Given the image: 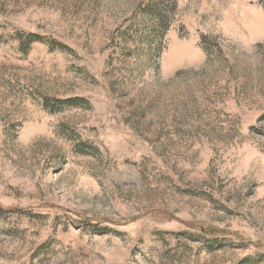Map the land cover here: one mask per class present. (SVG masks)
Segmentation results:
<instances>
[{
  "label": "rangeland",
  "instance_id": "rangeland-1",
  "mask_svg": "<svg viewBox=\"0 0 264 264\" xmlns=\"http://www.w3.org/2000/svg\"><path fill=\"white\" fill-rule=\"evenodd\" d=\"M0 264H264V0H0Z\"/></svg>",
  "mask_w": 264,
  "mask_h": 264
},
{
  "label": "trees",
  "instance_id": "trees-1",
  "mask_svg": "<svg viewBox=\"0 0 264 264\" xmlns=\"http://www.w3.org/2000/svg\"><path fill=\"white\" fill-rule=\"evenodd\" d=\"M173 3V6H175V4H176V2H172ZM34 39V38H33ZM31 40V42H33V41H37V38L36 39H34V40ZM40 41V40H39ZM75 102H79V100H71V101H68V102H66L67 104H74Z\"/></svg>",
  "mask_w": 264,
  "mask_h": 264
}]
</instances>
